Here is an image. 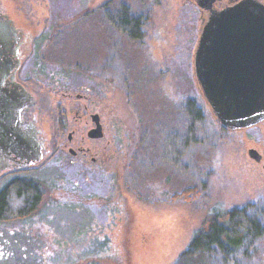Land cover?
Wrapping results in <instances>:
<instances>
[{
    "label": "rangeland",
    "instance_id": "1",
    "mask_svg": "<svg viewBox=\"0 0 264 264\" xmlns=\"http://www.w3.org/2000/svg\"><path fill=\"white\" fill-rule=\"evenodd\" d=\"M192 1L0 0L15 25L47 36L36 42L44 57L36 111L47 137L60 136L56 111L69 105L103 125L91 145L96 165L47 153L35 210L0 221V264H173L207 214L245 208L264 224V120L228 130L214 117L193 67L209 14L203 23ZM121 4L139 17L140 40L108 21L107 9ZM188 100L202 120L179 166L163 159L162 144L187 131ZM86 126H75L78 136ZM229 264H264V241Z\"/></svg>",
    "mask_w": 264,
    "mask_h": 264
},
{
    "label": "water",
    "instance_id": "2",
    "mask_svg": "<svg viewBox=\"0 0 264 264\" xmlns=\"http://www.w3.org/2000/svg\"><path fill=\"white\" fill-rule=\"evenodd\" d=\"M215 0H195L209 10L193 57L195 79L200 92L219 124L228 130L250 128L264 120V4L239 0L220 10L211 9ZM0 20V46L4 43ZM3 64L0 63V67ZM1 84V78H0ZM0 89V149L26 156L29 142L12 127L13 112L22 105ZM90 138H101L96 115ZM248 156L260 162L261 155L248 149Z\"/></svg>",
    "mask_w": 264,
    "mask_h": 264
},
{
    "label": "flooded vegetation",
    "instance_id": "3",
    "mask_svg": "<svg viewBox=\"0 0 264 264\" xmlns=\"http://www.w3.org/2000/svg\"><path fill=\"white\" fill-rule=\"evenodd\" d=\"M237 1L239 0H215L211 9H223ZM192 3L196 5L195 1H192ZM196 8L201 15V21L204 23L209 10L200 8L197 5ZM102 11L104 14L105 10ZM0 20H10L9 24L3 26L4 43L0 46V63L3 64L0 67V89L8 95H12L15 100H17V97L19 98V94L24 96L22 105L13 112L12 127L29 142L27 155L23 157L14 152L0 149V192H9L12 182L15 180L29 182L39 191V171L45 162L47 153L53 154L59 151V155L66 156V152L70 156V163L79 160L89 166L97 164V157L93 154L91 145L102 140V137L90 138L88 136V131L96 125L92 116L96 115L102 133L103 125L98 113L89 111L86 106L69 105L67 112L62 109L56 111L60 116H57L54 123L60 136L53 139L47 137L46 132L39 125L38 112L36 111V94L39 93L41 88L37 65L42 61L44 62V57L40 56L39 51H37L36 42L42 39L44 41L47 36H43L41 33L33 35V32L27 30L26 27L15 25L8 15L1 10ZM50 31L52 35L49 34L48 39L53 40L58 32ZM69 82L68 77L67 83L69 84ZM71 91L73 92L74 89ZM81 97L79 91H76V100L79 101ZM82 122L85 126L87 124L89 126H86L85 134L78 136L74 128L75 126L77 128V125ZM52 140L53 142H50ZM9 195L7 193V204L10 199Z\"/></svg>",
    "mask_w": 264,
    "mask_h": 264
},
{
    "label": "trees",
    "instance_id": "4",
    "mask_svg": "<svg viewBox=\"0 0 264 264\" xmlns=\"http://www.w3.org/2000/svg\"><path fill=\"white\" fill-rule=\"evenodd\" d=\"M109 9L106 17L115 28L132 39L140 40L143 37L139 17L130 14L126 5L121 4L113 11ZM185 107L187 131L182 136L168 133L161 152L163 159L179 166L181 152L194 141V131L202 120V113L194 101L188 100ZM10 187L9 192H0V221H5L8 216L29 215L41 199V189L38 191L29 182L15 180ZM13 192L17 197H25L24 205L18 209H13L10 203L7 204V193L11 198ZM190 193L192 189L185 190L182 196L189 198ZM259 241H264V224L257 215L245 208L215 211L205 216L187 248L173 264H210L214 259L221 264H229L230 261L246 255Z\"/></svg>",
    "mask_w": 264,
    "mask_h": 264
},
{
    "label": "clouds",
    "instance_id": "5",
    "mask_svg": "<svg viewBox=\"0 0 264 264\" xmlns=\"http://www.w3.org/2000/svg\"><path fill=\"white\" fill-rule=\"evenodd\" d=\"M25 202V197L24 196H19L17 197L15 192L12 193L11 198H10V206L13 209H18L24 205Z\"/></svg>",
    "mask_w": 264,
    "mask_h": 264
}]
</instances>
